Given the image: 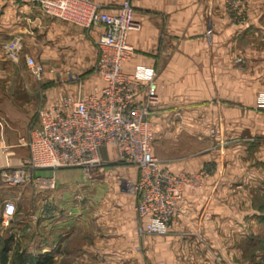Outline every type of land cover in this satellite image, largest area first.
Segmentation results:
<instances>
[{
    "label": "crops",
    "instance_id": "1",
    "mask_svg": "<svg viewBox=\"0 0 264 264\" xmlns=\"http://www.w3.org/2000/svg\"><path fill=\"white\" fill-rule=\"evenodd\" d=\"M92 1L117 13L123 0ZM131 3L142 28L128 36L134 53L123 72L157 70L161 97L152 116L153 154L173 173L200 174L201 179L198 188L185 190L171 232L156 237L150 263L257 264L255 240L264 218V204L257 206L264 198V112L251 108L264 94V0H247L246 17L240 19L228 11L226 0ZM102 30L53 18L31 0H0V35L20 38L23 51L43 63L47 104L78 98L75 84H55L61 75L89 76L83 96L101 92L105 82L91 70L99 60ZM12 63L0 51V233L14 234L29 250L60 254L85 231L82 247L71 248L83 251L78 264H146L136 196L126 186L136 182V166L97 169L81 213L71 193L72 169L34 172L33 178L53 177V190L11 182V167L29 156L21 138L38 118L27 86L19 88L20 97L11 91ZM100 156L109 163L118 158L113 146L101 148ZM7 200L15 202L17 211L4 227ZM36 203L35 230L31 213L18 210ZM50 203L54 214L47 212Z\"/></svg>",
    "mask_w": 264,
    "mask_h": 264
},
{
    "label": "built area",
    "instance_id": "2",
    "mask_svg": "<svg viewBox=\"0 0 264 264\" xmlns=\"http://www.w3.org/2000/svg\"><path fill=\"white\" fill-rule=\"evenodd\" d=\"M31 1L53 18L87 29L103 28L97 41L100 56L95 74L105 85L99 94H79L72 102L64 97L38 110V125L21 138L29 156L10 171L11 182H33L38 188L53 190L55 179L33 178L36 170L81 168L90 173L102 164L101 148L113 146L120 162L138 169L136 182H128L136 195L138 233L169 234L185 190L198 188L201 179L200 174L173 173L153 154L152 116L161 97L157 70L140 67L132 74L123 72L124 63L134 53L128 36L142 28L131 0H123L117 13L102 10L92 0ZM246 1L226 0L233 17L240 19ZM23 48L20 38L10 39L4 45V55L13 62H24L34 80L42 83L45 66ZM256 109L264 112V94ZM215 132L212 128V135ZM16 211L15 202L7 200L1 225L9 227Z\"/></svg>",
    "mask_w": 264,
    "mask_h": 264
},
{
    "label": "rangeland",
    "instance_id": "3",
    "mask_svg": "<svg viewBox=\"0 0 264 264\" xmlns=\"http://www.w3.org/2000/svg\"><path fill=\"white\" fill-rule=\"evenodd\" d=\"M246 11L247 10H245L242 13L240 18L246 17V13H247ZM8 40H10V39L0 35V51H1V53H3V55H4V45ZM37 45H39V43H37ZM23 47H24V44H23ZM239 59L241 61L240 64L244 63L243 58H239ZM11 62H13V61L11 60ZM12 64L13 65H11V66L15 67L14 68L15 73L11 75V84H13V87H11V91L15 90V95L17 97H20L23 94V90H21V89H23L22 87L27 86L28 89H26V91L29 90V93L31 94V98L34 101L32 106L35 109V112L37 113V117H38V110L42 106L47 104V102H48V96L45 92L46 88L41 83L34 80V78L29 73L28 68L24 62H14ZM95 68H96V65L91 70V72L94 76L96 75L95 74ZM86 77H89V76H87V75H80V76H78V75H61V76H58V78L60 80L58 81V83L55 82V84L59 85V84L68 83V82L71 84H75L77 86V90H76L77 95H79V94L83 93L82 92V87L84 84L83 81H84V78H86ZM61 78H64L63 81H61L62 80ZM55 84L54 85L52 84L51 86H55ZM19 88H21V89H19ZM160 94H161V92H160ZM251 110L259 112V110H257L256 108H254V109L251 108ZM37 125H38V118H37V120L35 118V122L33 120L31 125L29 124V126H30L29 131ZM29 131H28V133H29ZM101 161H102L101 166L96 167L90 173H86L84 170L82 173L81 168H63V170L72 169L73 171H75L74 173L71 172L73 174V177H74V182H73V187H72L73 191H71V193H72V196L74 197V200L79 205V210H81L80 213L84 210L83 206L85 208V204H86L87 199H88V197H87L88 193L87 192H88V189L90 188V186H88V182L89 181L92 182L94 180L91 178H92V175H94L95 171L97 169L104 168L106 166H112V167L121 166L122 167V166L127 165V164L120 162L118 160V158L116 159V161L110 162V163L103 160L102 158H101ZM16 167H18V165L11 167V171ZM126 186H128L127 190L131 191L132 194L135 195L134 191L132 190V186L130 184H128V182L126 183ZM262 203L264 204V198L262 199V202L257 205L258 208L262 209ZM53 206H55V205L51 204V203L48 204V209H47L48 214H54L55 213L56 208ZM39 210H40L39 205H38V203H36V204H31L29 206L28 205H22L21 208L18 210V212H20V214L26 213L27 215H29V213H31L30 214V222L33 226V229L36 230V229H38ZM28 211H30V212H28ZM86 223L87 222L85 221L84 223H81L80 226H82L84 224L86 225ZM136 223H137V218H136ZM258 223H259L258 228H260V230H259V234L256 236V240H255V251L257 254V262L256 263L261 264L262 258H264V218L259 219ZM84 233H86V232L83 231L82 235L77 234L78 236H75L73 239H71V243L65 244L64 249L62 252H60V254H58L59 252L58 253L55 252V259L56 260H55L54 264H78L77 262L81 258H85V256L83 255V251H81L79 248H78V250H72L71 249V248H75L76 246L80 247V248L82 247V245L80 246V244L83 243L85 241V239L87 238V235ZM167 235H150V234L140 235L145 240L144 241V250L142 251V256H143V261L146 262V264H151L150 261L153 260L152 254H154L155 252H151V250L154 249L156 244H157V242L155 240L156 237L157 236L165 237ZM15 240H16V242L19 241V243L22 242L19 239H15ZM20 247H22L27 252L34 253V254L44 253V252H41L39 250H29L28 248L24 247V245H21ZM158 257H161V259H163L161 254ZM159 264H164V262L161 261V262H159Z\"/></svg>",
    "mask_w": 264,
    "mask_h": 264
},
{
    "label": "trees",
    "instance_id": "4",
    "mask_svg": "<svg viewBox=\"0 0 264 264\" xmlns=\"http://www.w3.org/2000/svg\"><path fill=\"white\" fill-rule=\"evenodd\" d=\"M55 252L30 253L16 242L12 233H0V264H54ZM261 264H264L262 258Z\"/></svg>",
    "mask_w": 264,
    "mask_h": 264
}]
</instances>
